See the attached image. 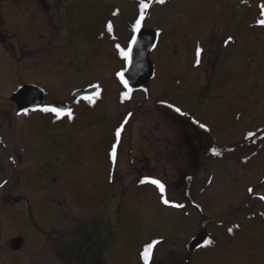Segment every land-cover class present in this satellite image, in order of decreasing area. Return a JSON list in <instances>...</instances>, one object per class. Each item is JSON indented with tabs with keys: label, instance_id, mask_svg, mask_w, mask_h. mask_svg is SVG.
<instances>
[{
	"label": "rangeland",
	"instance_id": "rangeland-1",
	"mask_svg": "<svg viewBox=\"0 0 264 264\" xmlns=\"http://www.w3.org/2000/svg\"><path fill=\"white\" fill-rule=\"evenodd\" d=\"M37 1L34 3L36 7L32 8L30 0H0V140L8 153L15 156L13 166L16 171L11 188L1 195L12 199L8 202L6 199L8 204H5L0 196V218L4 219L1 223L5 232V236L3 234L1 237L0 251L3 257L9 256L7 240L20 235L28 241L29 247L25 251H36L44 257L43 264H54L49 255L42 249H35L34 245L44 248L40 240L49 226L57 228L67 224L69 228L72 227V217H62L60 203L65 209L66 206L73 209L75 204L84 206L86 200L93 203L103 197L107 189L109 192L111 186L122 183V175L127 177L124 184L130 182L125 160L120 158L114 184L111 185L110 177L114 174L108 173L106 159V150L115 139V130L125 120L148 124L158 137L159 132L169 125L166 117H163L166 106H173L168 107L170 110L166 109L172 115L178 107L189 113L183 117L194 120L195 115L198 120L201 115L197 109L209 101L210 104L205 107L225 109L220 117L216 112L211 118L221 119L219 127L222 130H212L216 143L243 145V136L255 134L258 128L264 127V25L259 23L264 20V0H250L247 5L240 4L235 10V18L241 22L232 34L238 41L236 54L232 72L224 71L217 78L215 86L222 90L223 93L219 94L225 98L218 101H211L205 91L207 88L201 90L204 87L200 80L203 76L201 68L194 67L189 37H199L201 32L206 34L216 30L219 23L213 19L219 18L226 4L224 0H166L163 5L155 3V0H145L149 8L141 28L160 33L158 48L149 57L154 61L156 77L142 90H132L128 99L123 97L124 89L115 78L116 72L124 67V60L119 57L115 45L118 43L126 48L132 24L139 17V0H59L61 3L42 0L51 5L49 10L43 9ZM53 5L56 7L53 8ZM109 21L113 24L112 33L107 32ZM244 24L251 26L247 32L238 30ZM207 69L210 75L211 68ZM179 73L185 75L179 76ZM169 74H173L172 77ZM172 81H176V84H171ZM228 81L230 85H227ZM24 85L43 89L47 102L70 104L74 90L92 85H99L102 94L93 107L82 102L72 105L73 120L64 117L56 122L57 118L53 119L52 113L34 112L27 117L17 116L10 97L18 87ZM204 122L208 121L205 119ZM127 137L128 133L123 139ZM261 148L252 158V166L248 165L250 170L244 168L246 160L245 163L243 160L249 157L254 148L248 150L247 155L244 146L236 149L245 155L242 159L219 161L212 167L203 161L194 188L200 190L207 170H213L211 185L205 187L215 198L206 192L198 199L201 209H204L203 217L210 222V227L217 225L219 219L227 221V213H220L232 209L222 204H242L245 201H242L241 193H244L247 183L260 181L262 175L259 171L264 170V144ZM163 165L158 167L162 168ZM10 175L8 162L0 152V184ZM156 179L163 184L169 185L171 182L172 202L176 203L174 200L177 199L179 203L181 179ZM90 189L94 191L91 193ZM137 207V204L133 205L134 209ZM149 208L151 213L148 220L146 213H149ZM140 209L145 215L142 218L139 216V220L135 219L129 236L127 231L124 234L131 239V251L127 250L131 262L117 258L113 264H137V252L159 239L154 238L160 236L161 228L157 222L162 220L161 224L172 225L176 218L171 236H162L165 239L154 246L152 255L158 250L152 261L153 264H182V257L169 252L180 251L174 246L177 242L181 244L183 238L181 232L176 233L180 228V208L163 212L144 204ZM183 211L185 215L188 213L186 206ZM240 214L237 211L235 217L230 218L241 227L233 237L216 231L219 247L205 252L193 263L230 264L225 252H229L230 248L232 250V246L237 248L236 251L242 247L240 254L244 259L249 256L246 246L252 245L251 238L254 242L258 237L257 245H264V234H260L262 224L257 220H243ZM118 243L117 250H125L121 242ZM28 256L24 254L18 257L24 259ZM34 256L30 259L33 264L38 260ZM8 260L12 263L15 259L8 257Z\"/></svg>",
	"mask_w": 264,
	"mask_h": 264
},
{
	"label": "flooded vegetation",
	"instance_id": "flooded-vegetation-1",
	"mask_svg": "<svg viewBox=\"0 0 264 264\" xmlns=\"http://www.w3.org/2000/svg\"><path fill=\"white\" fill-rule=\"evenodd\" d=\"M35 1L37 0H30L32 8L36 7L34 4L36 3ZM38 1V4H41L43 9H50L51 5L48 6L46 2L42 0ZM224 1L226 4L225 7L222 8L219 18L217 16L215 19H213L214 21L218 20L219 23V25L216 27V30H212V32H206V34L200 31L201 34L199 37L196 35H190L189 37V46L192 47L193 51L192 55L194 67H200L203 76L200 79L204 83V87H201V90H205V88H207L205 91L208 92L211 101L225 99L222 95H220L223 93L222 90L216 88L215 84L221 73L224 71L228 73L232 72L238 42L236 36L234 37L232 34L235 30H237V26H240L241 23L239 18L238 21L235 18V10L239 8L240 4L247 5L250 2V0ZM57 2L61 3L59 0H57ZM54 7H56V5H53V8ZM255 8H257V3ZM237 17L241 16L237 15ZM250 28L251 26H249V24H244L238 30L247 32V30ZM228 37H231L232 39L226 44L225 41L228 39ZM159 43L160 33L159 35L157 34L155 47L150 52L149 57L154 51L157 50ZM198 46L204 50L201 53V63L199 66L195 64V52ZM150 61L153 65L154 61L151 58ZM207 68H211L210 75L207 74V71L209 70ZM172 75L173 74H169V77H172ZM184 75V73H179V76ZM154 77H156L155 65H153V78ZM170 83L176 84V81H172ZM227 85H230V81H228ZM174 95L177 94L174 93ZM51 102L53 101L47 102L44 98L43 106L48 105ZM199 103L202 104L201 102ZM208 104H210L209 101H205V105L202 104L203 107L197 109L200 112L201 118L197 120L195 119L196 116L194 115V120L205 124L210 131H205L204 129L199 128L197 124L192 123V119L188 120L186 117H183L176 112L173 113L174 115L170 114L166 110H170L167 106L163 111V117H166L165 119L169 125H166L165 128L159 132L160 136L158 137L155 134L156 132H154V128H150L148 124H141L137 122L129 123V120H127V123L124 124V129L121 133V139L116 149V163L113 164L110 156L112 146L116 144V138L112 139L106 150V159L109 164L108 173L114 174L110 177L111 185L114 184L113 178L116 173L117 162L120 160V158H124L123 160H125L128 169L126 172L128 173L127 176L130 178V182L128 184H124V180L127 177L122 175L120 177L123 179L122 183L118 184V186H111L109 192L107 189L104 196L97 198L93 203L86 200V204L84 206L75 204L73 209L71 207L68 208V206H66L65 209V207H62V204L60 203L62 217L64 218V216H71L72 219L70 220V224L72 227L69 228L67 224L57 228H50L49 226L48 229L42 234V239L40 240L42 241L44 248H40L41 246L38 244H35L34 248L42 249L46 255H49L51 259L54 260V264H113L117 258H122L123 260H127V262H131V259L128 257L129 251L127 252L128 249L131 251V239H128L126 236H124V234L127 231L126 233L129 236V232L135 223V219L139 220V216L142 218L145 215V213L141 212L140 208H143L144 204H147L151 208H159V210L163 212L176 209L175 207L165 205L161 202L159 190L155 185L150 183H140V180L145 177L149 179L162 178L170 181H172L171 179L176 178L181 179L180 187L182 186V192L180 193L179 200L182 201L181 204H183L184 207H187L188 213L185 215L183 211L184 207L180 208L182 211L181 217L179 216L180 228L177 229L176 233L180 234L181 232V236L183 238L181 244H178V242L174 244V246L180 248V251L169 252L182 257V264H195L193 263L194 259L202 256L209 250L218 248L219 240L217 237H215L217 232H225L229 237H233L235 232L239 230L240 225L237 221H233L230 218L235 217L237 211H240V218L243 220L259 221L262 224V227L260 228V234H264V212L262 211V209H264V199H261V197H264V170L259 171L262 175L259 182L256 184L247 183V185L244 187V193L241 194H243L242 201L245 202L242 204L241 202L240 204L238 202H227L222 204L227 205L228 209H232L224 210L220 213L222 215L227 213L225 217L227 218V221L219 219L217 222L215 221L217 225L210 227V222H208V220L203 217L202 212L204 209H201L198 199L200 196H203L206 192H208L205 186L211 183L213 177V170L208 169L204 177L205 181H203L202 188L200 190H198V188H194L196 187L195 181L197 180L199 171L202 169L201 165L203 164V161H207L209 164L207 166L212 167V164L216 162L235 158L242 159L243 156H245L242 151L236 150V144L228 145L229 143H216L212 130H222V128L219 127V121L221 120L219 117L224 114L225 109L221 108L220 110H212L210 106L209 108L205 107ZM216 112H218L219 117L216 120H212L211 118ZM38 113H40V111ZM186 114L189 113L186 112ZM205 119L208 122H204ZM167 131L169 132L167 133ZM127 133L128 137L123 139V136H125ZM242 141L244 143L243 146L247 148L245 149L246 151H244V153H249L248 150L254 148V151L249 153V157L246 156L243 160L244 163L246 160V166H244V168L250 170L251 167L247 168L248 165L251 164L252 158L258 154V151L262 149V144H264L263 127L260 129L258 128L255 131V134L249 138L243 137ZM259 144L260 146H257ZM212 148L217 149L219 155H213L211 152ZM9 155L14 160L15 156L12 154ZM4 157L8 160L5 154ZM160 164L165 165H163L161 168L158 167ZM207 166H205V168ZM189 183L191 184L189 185ZM164 185L165 195L169 201L172 202L171 182L169 185ZM10 188L11 187L9 185L2 189L0 196L5 190H9ZM202 189L203 191L200 192ZM249 189H252L253 191L249 192ZM93 191L94 190L92 189L89 190L91 193ZM208 193L211 194L210 191ZM1 197H3L2 201L5 204H8L7 202L12 199H7L4 196ZM211 197L215 198V195L212 193ZM6 199L7 202H5ZM156 200L158 201L156 202ZM176 200L177 199L174 201L177 203ZM140 201L141 206L139 208ZM180 201L177 204H180ZM134 204L138 205L136 209L133 208ZM216 204L219 206V202L217 200ZM222 205L219 207L220 210ZM150 211L151 209L149 208V213H146L148 220L151 213ZM200 217L202 219H200ZM63 218H61V220H63ZM58 219H60V215ZM143 220L146 219L144 218ZM176 220L173 219L172 225H167L164 223L161 224L163 221L159 220L157 223L161 228L160 232L158 233L160 236L154 238H159L156 240L163 241L165 238L162 236L166 234L171 236V232H173L172 229L175 227ZM151 221L155 222L154 219ZM1 222H4V219L0 221V242L2 241L1 237L3 234L5 236ZM205 222L208 224L204 225ZM230 228L232 229V232L228 231ZM202 233H206L205 241L211 239L213 243L207 247H203V243L198 249L188 255L186 250L188 243H190L193 238ZM154 236L156 235L154 234ZM17 238L22 239L23 243L21 248L15 251L9 247V243ZM174 238L177 239L176 237ZM255 238L256 241L254 242L251 238L250 241L252 245H249L250 247L248 245L246 246L247 250L249 251V256L244 257V259H242V254H240L243 252L242 247L236 251L237 248L232 246V250L230 248L229 252H225V256L226 258H229L230 264L255 263L257 260L258 263L255 264H264V245H257L258 237ZM7 241V254L9 256L6 258L3 257V253L0 251V264H33L30 260L32 259L31 256L33 255H35L34 257H38V260L35 261L34 264H43V256L37 254L36 251L32 252L33 250H30L29 252L25 251V249L29 247L28 241L25 237L14 235ZM118 242H121L120 245H122L125 250H117V245L119 244ZM157 250L154 251V255H151L148 264H153L152 259H154ZM141 252V249L137 252V264L138 262L139 264H144V262L141 263ZM24 254H26V256L31 254V256H28L24 259L23 257H18L19 255L23 256ZM8 257H11L15 260L11 263V260H8ZM230 257H232V259Z\"/></svg>",
	"mask_w": 264,
	"mask_h": 264
},
{
	"label": "snow or ice",
	"instance_id": "snow-or-ice-1",
	"mask_svg": "<svg viewBox=\"0 0 264 264\" xmlns=\"http://www.w3.org/2000/svg\"><path fill=\"white\" fill-rule=\"evenodd\" d=\"M165 2H166V0H155V3L160 4V5L165 4ZM148 8H149V3H146L145 0H139V17L132 24L133 36L131 38V41L129 43V46H128L127 50L122 48L120 46V44H118V43L115 45L116 50L119 52V54L121 55L122 59L125 61L127 66H130L131 63H132L133 46L136 45V43H137L136 33H139L141 31V25H142V22L145 20V13L148 10ZM116 14L117 13H113V15H116ZM259 23L261 25H264V20L259 21ZM106 28H107V32L108 33H112L113 32V24L111 23V21H109L107 23ZM157 34L159 35V32ZM231 39H232L231 37H228V39L225 41V43L227 44L228 42L231 41ZM203 51L204 50L202 48H200L199 46L196 48L195 64L197 66H199L200 63H201V53ZM126 70L127 69L117 72L116 73V77L118 78L120 83L123 85L124 89L128 90V91H125L123 93V97L125 99H128V98H130L131 85L129 83V79L126 78V76H125V71ZM95 87L99 88V85H96ZM99 95H100V93H99V91H97L96 92V96H99ZM85 99H87L89 101V103H93L94 102L93 101V97H91V96H87V97H85ZM30 102H34V101H30ZM168 107L172 108L173 106L169 104ZM29 111L30 110L28 108H25L24 109V114L27 115ZM31 111H40V112H44V113H54L55 117L57 119L61 118L62 116H67L69 119L73 118V114H72V110L71 109H68L67 111H65L64 109H61V108L41 106V105L37 104L35 107H33L31 109ZM174 111L176 113L180 114L181 116L186 115V113L183 112L178 107H176L174 109ZM126 123H127V120H125L124 123L121 124V126L115 130L116 144H114L112 146V150H111V153H110V156H111L113 164L116 163V158H117L116 149H117V146L119 145V142H120V139H121V133H122V131L124 129V124H126ZM192 123L197 124L199 126V128L204 129L205 131H210L205 124L200 123L199 121L193 120ZM249 135L252 136L254 134L250 133ZM211 152H212L213 155H219V152L215 148H212ZM5 183H7V182H5ZM140 183L141 184L150 183L152 185H155L156 188H158V190H159L160 199H161V202L163 204L170 205L171 207H175V208H183L184 207L183 204H176V203H173V202L169 201V199L165 195V185L160 180H158V179H149V178L145 177V178L140 180ZM3 187H4V185L0 184V188H3ZM252 191H253L252 189H249V192H252ZM261 199H264V197H261ZM228 231L232 232V229L230 228V229H228ZM159 243H160L159 240H154L153 242L148 243L144 247L143 251L140 254L142 259H143V261H144V264H148V261H149L151 255H152V251H153L154 246L159 244ZM212 243H213V241L211 239H208V240H206L204 242L203 247H207V246L211 245Z\"/></svg>",
	"mask_w": 264,
	"mask_h": 264
},
{
	"label": "water",
	"instance_id": "water-1",
	"mask_svg": "<svg viewBox=\"0 0 264 264\" xmlns=\"http://www.w3.org/2000/svg\"><path fill=\"white\" fill-rule=\"evenodd\" d=\"M137 43L133 46L132 52V63L130 66L126 65L127 69L125 71L126 78L129 79L131 88L138 89L144 87L153 76V66L148 58V55L156 42V34L151 30H141L136 34ZM99 88L91 87L86 90H79L73 93L72 100L75 101L80 98H85L87 96H93ZM43 91L32 85H24L16 90V92L11 96L10 102L15 104L18 113L24 112L25 108L30 111L37 104L42 106L43 103ZM34 101V102H30ZM48 107L61 108L66 111V106L61 103L53 102ZM14 176V174H13ZM13 176L4 183V187L12 181ZM2 189V188H1ZM206 233H202L191 240L187 245L186 249L188 255H190L195 249H197L205 240ZM22 245L21 239H16L11 242L10 247L13 250H18Z\"/></svg>",
	"mask_w": 264,
	"mask_h": 264
},
{
	"label": "trees",
	"instance_id": "trees-1",
	"mask_svg": "<svg viewBox=\"0 0 264 264\" xmlns=\"http://www.w3.org/2000/svg\"><path fill=\"white\" fill-rule=\"evenodd\" d=\"M242 146H243L242 144L237 143V144L235 145V148H236V149H240Z\"/></svg>",
	"mask_w": 264,
	"mask_h": 264
}]
</instances>
